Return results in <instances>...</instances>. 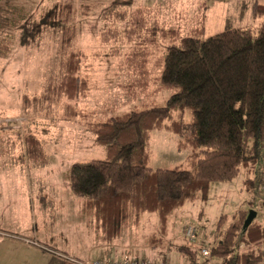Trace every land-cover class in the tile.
I'll list each match as a JSON object with an SVG mask.
<instances>
[{"label":"trees","instance_id":"1","mask_svg":"<svg viewBox=\"0 0 264 264\" xmlns=\"http://www.w3.org/2000/svg\"><path fill=\"white\" fill-rule=\"evenodd\" d=\"M63 1L35 19L14 0H0V58L11 53L14 31L22 45L24 36L60 31L62 48L58 66L50 71L42 91L22 97V116L35 127L13 133L14 138L0 129V143L21 146L20 164L26 160L32 167L46 166L44 139L57 108L58 120L75 122L92 136L105 158L72 163L64 178L80 202L81 218L92 222L95 243H110L124 229L137 228L148 213L156 214L158 229L146 243L164 249L172 212L205 200L210 183L230 181L244 170L247 192L257 191L259 180L253 182L249 176H254L264 145V0L252 4L258 25L231 28L206 39H202L204 19L195 17L183 29L168 28L156 9L131 10L129 2L114 1L102 19L128 27L124 32L107 27L98 40L102 44L121 40L128 48L120 64L126 74L121 88L127 101L141 105L100 117L76 102L89 95L91 79L81 74L87 54L70 48L76 10L70 0ZM90 9L83 5L79 13L87 15ZM162 90L170 93L163 105L143 104ZM160 130L177 137V151L187 153L185 163L171 169L148 167L150 136ZM248 213L239 210L225 229L213 234L208 246L185 239L186 244L175 249L185 264H264V225L255 216L246 225ZM224 221L222 216L219 224ZM201 248L208 250L207 257L200 254ZM71 262L60 253L50 264Z\"/></svg>","mask_w":264,"mask_h":264},{"label":"rangeland","instance_id":"2","mask_svg":"<svg viewBox=\"0 0 264 264\" xmlns=\"http://www.w3.org/2000/svg\"><path fill=\"white\" fill-rule=\"evenodd\" d=\"M114 1L129 2L131 10L137 7L154 8L158 12L159 20L165 22L168 28L183 29L192 25L195 17L199 20L204 19L202 39L231 28H252L259 23L252 16L253 0H70L76 10L70 24L75 32L70 48H79L87 54V66L82 68L81 74H87L91 79L89 95L76 102L88 111H95V117L111 113V110L130 111L133 106L139 109L141 105L140 101L136 103L127 101L121 88L126 74L120 64L128 48L121 40L116 44H102L98 40L100 31L107 27L116 28L121 32L128 27L127 23H112L102 19V12ZM14 2L22 6L26 10L24 12L38 19L47 10L64 1L14 0ZM83 5L91 8L87 15L79 13ZM12 39L11 53L7 58H0V119L14 120L7 128L5 127L6 129H3L2 125L0 129L9 131L7 135L11 137L13 132L21 133L26 127H35L28 117L22 116L24 111L21 106L22 97L31 98L42 91L50 71L58 66L62 49L60 31L45 32L44 30L33 38L29 35L24 36L26 41L24 45L20 43L18 31H14ZM114 48L118 50L116 51L119 52L118 54H114ZM169 95L168 91L162 90L145 98L143 104L163 105ZM55 115L56 120L44 139L48 165L40 168L32 167L26 160L20 164L18 157L21 146L16 144L12 148L8 144L0 143V192L2 194L0 222H3V227L21 229L26 226L20 218L24 215L26 208L33 209L32 201L34 202L33 196L28 192V183L40 178L48 181L46 187L52 191L54 189V192L63 200L61 205L66 208L62 210L60 216H57V219L62 233L71 234L70 246L77 251L78 255L74 257L83 259L77 261L78 264L91 259L118 260L124 256L139 257L148 262L183 264V257L175 246L186 244L185 234L190 227L197 229L198 243L208 246L212 243L213 234L225 229L237 216L239 210L249 213L252 211L255 214L254 220L264 225V192L259 188L252 193L247 192L244 187L247 176L244 170H240L238 175L230 181L210 183L205 200L186 203L172 212L168 218V233L164 249H152L146 243V238L158 229L156 214L148 213L141 216L137 228L124 229L120 237L105 247L108 249L91 248L88 236H91L92 232L84 225L77 210L76 201H70L69 197L64 198L67 192L70 193L64 175L72 163L101 160L105 158V153L103 148L93 144L92 136L77 123L58 120V116L61 115L60 108L56 109ZM17 120L19 121L15 123ZM18 127L21 131L17 129ZM176 141L177 137L172 133L161 130L152 132L148 144L150 152L148 167L171 169L185 163L187 153L177 151ZM262 161V155H260V161L254 169V176H249L253 182L259 180ZM222 216H225V221L219 224ZM73 234L77 236V241H73ZM195 247L199 248L198 245Z\"/></svg>","mask_w":264,"mask_h":264},{"label":"crops","instance_id":"3","mask_svg":"<svg viewBox=\"0 0 264 264\" xmlns=\"http://www.w3.org/2000/svg\"><path fill=\"white\" fill-rule=\"evenodd\" d=\"M2 120H5V118L0 119V121ZM28 185V192L33 196L34 202L32 201L33 209L26 208L24 215L20 218L26 226L16 229L10 226L3 227V222H0V264H50L54 259H57L60 253L69 258L70 262L73 259H79L74 257L78 256L77 251L70 246L71 234L62 233L57 219V216H60L62 210L66 208L61 205L62 198L54 192V189L52 191L46 187L48 181L43 180V178L29 182ZM69 194L67 192L64 198L67 199L69 197L70 201H76V207L80 213V202L76 197ZM0 196H2L1 192ZM27 205L29 207V204ZM82 221L92 232V222L87 221L86 218H83ZM88 237L91 248L98 247V249L104 248L106 250L108 248L105 247L112 243H95L93 233ZM72 239L77 241L78 238L73 234Z\"/></svg>","mask_w":264,"mask_h":264},{"label":"built area","instance_id":"4","mask_svg":"<svg viewBox=\"0 0 264 264\" xmlns=\"http://www.w3.org/2000/svg\"><path fill=\"white\" fill-rule=\"evenodd\" d=\"M14 120H2L0 121V124L2 125L3 129H6L7 126H9ZM19 120L15 121V123H17ZM22 122V121H20ZM6 127V128H5ZM17 129H19L21 131V129L18 127ZM261 155H262V171L260 173V177H259V189L264 192V145L261 148ZM187 234H185V238L192 244L197 243L198 239L196 238V234H195V228L190 227L187 230ZM200 254L203 257H207L208 256V250L206 248H201L200 250ZM78 264V263H77ZM81 264H168L166 262H148V261H144L138 257H128V256H124L121 259L118 260H113V259H93V260H86V261H82ZM210 264H217V263H210Z\"/></svg>","mask_w":264,"mask_h":264},{"label":"water","instance_id":"5","mask_svg":"<svg viewBox=\"0 0 264 264\" xmlns=\"http://www.w3.org/2000/svg\"><path fill=\"white\" fill-rule=\"evenodd\" d=\"M254 213L251 211V213H249V215H248V217H247V219H246V225L247 224H249L250 222H251V220L253 219V217H254Z\"/></svg>","mask_w":264,"mask_h":264}]
</instances>
